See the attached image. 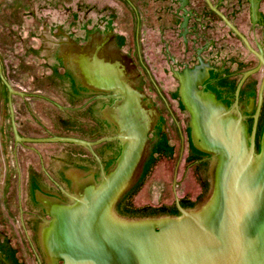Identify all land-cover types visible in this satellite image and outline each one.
I'll list each match as a JSON object with an SVG mask.
<instances>
[{
	"label": "water",
	"instance_id": "obj_1",
	"mask_svg": "<svg viewBox=\"0 0 264 264\" xmlns=\"http://www.w3.org/2000/svg\"><path fill=\"white\" fill-rule=\"evenodd\" d=\"M205 2L254 57L172 74L190 128L181 186L168 185L170 135L127 13L108 0H15L0 14L9 201L37 264H264V53ZM0 264H20L2 229Z\"/></svg>",
	"mask_w": 264,
	"mask_h": 264
},
{
	"label": "rangeland",
	"instance_id": "obj_2",
	"mask_svg": "<svg viewBox=\"0 0 264 264\" xmlns=\"http://www.w3.org/2000/svg\"><path fill=\"white\" fill-rule=\"evenodd\" d=\"M14 1L0 0V14ZM46 1L64 3L81 0ZM108 1L127 13L133 59L170 135L168 185L181 186L190 128L172 75L184 70V64L188 61L179 29L182 23L180 13H177L179 0ZM236 1L239 13L228 14L234 15L235 23L248 35L252 45L264 53V0L248 4ZM226 2L223 3L226 6L223 9H229L235 0ZM187 9L195 16L209 13L205 0H189ZM209 24L215 27L206 31L215 36L218 45L212 46L213 49L204 54L207 61L230 53L254 57L237 37H229L230 32L223 22L211 20ZM189 56L193 57L191 61L196 64L195 51H190ZM0 61L3 74L11 85L12 70L1 51ZM15 176L9 94L0 78V229L10 234L20 264H37L9 201Z\"/></svg>",
	"mask_w": 264,
	"mask_h": 264
},
{
	"label": "flooded vegetation",
	"instance_id": "obj_3",
	"mask_svg": "<svg viewBox=\"0 0 264 264\" xmlns=\"http://www.w3.org/2000/svg\"><path fill=\"white\" fill-rule=\"evenodd\" d=\"M212 1V0H211ZM215 1H217V2H221L222 4L223 3H227L225 0H215ZM261 2V1H263V0H248V2L249 3H251V2ZM235 2H236V0H235ZM179 3H180V7H179V10H178V12L177 13H180L179 14V16L181 17V19H182V23H181V25L179 26V29L181 30V37H182V39H183V45H185V47H186V53H188L187 54V63H185L184 64V70L186 71V74H188V75H190L191 73L189 72V70H195L197 67H199L200 66V59L204 62V64L206 65L205 66V68H203V69H201V70H199L198 72H196V73H194V74H205V70H207V71H209V72H212V71H215L216 70V67H215V64L214 65H212V63L210 62V61H207V59L206 58H204L203 56H204V54L207 52V51H209L210 49H213V47L212 46H217L218 45V42H216L215 41V36L214 35H212V34H210V33H208L206 30L208 29L209 30V28L210 29H212V27H215L214 25H210L209 24V21H211V20H214L215 22L216 21H221V22H223L216 14H214L209 8V10L211 11V13H205V15L203 14V16H201V15H196L195 16V14L191 11H189L188 9H187V7H188V5H187V7H186V9L188 10V12H189V14L188 15H186L185 13H184V11L181 9V7H182V3L179 1ZM213 3V2H212ZM220 3V4H221ZM229 3V2H228ZM188 4H189V0H188ZM207 5V4H206ZM213 5L218 9V10H220L219 9V4L218 5H215L214 3H213ZM208 7V6H207ZM225 9V8H224ZM221 11V10H220ZM235 26H236V23H235V21H234V18L232 17V16H234L233 14H229V16H228V14L226 15V13H239V10H237L236 9V5H235V3L232 5V6H230L229 7V9H225V10H223V11H221ZM214 15H213V14ZM245 13H248V12H246L245 11ZM186 16H188L189 17V23H188V33H187V35H186V37L184 36V34H185V29L183 28V23H184V18L186 17ZM208 17H210V18H208ZM208 18V19H207ZM194 20V21H193ZM204 24H206L207 26L206 27H204L203 25ZM224 24V23H223ZM225 25V24H224ZM226 26V25H225ZM227 27V26H226ZM237 27V26H236ZM204 28V29H203ZM227 29H228V31L230 32V34L229 35H231V36H229L230 38L232 37V38H234V37H237L228 27H227ZM237 29L249 40V42L251 43V45H252V42H251V39L248 37V35L247 34H245L244 32H243V30H242V28L241 27H237ZM226 33H227V31H226ZM228 34V33H227ZM238 38V37H237ZM236 39V38H235ZM239 39V38H238ZM240 40V39H239ZM241 41V40H240ZM242 42V41H241ZM242 44H243V42H242ZM256 44H257V42H256ZM244 45V44H243ZM253 47H254V45H252ZM255 49H259V47H254ZM190 51H195V54H196V64L195 63H193L192 61V59H193V57H190L189 56V53H190ZM171 55H173V54H171ZM191 55V54H190ZM189 56V57H188ZM256 58V57H255ZM257 59V58H256ZM192 60V61H191ZM258 60V59H257ZM259 62V61H258ZM189 64H192V66L191 65H189ZM218 71V70H217ZM191 75H193V74H191ZM236 75V74H235ZM235 78H234V83H235V79H236V76H234ZM206 81V80H205ZM231 83V82H230ZM230 86H232V85H230ZM236 95H237V93H236ZM203 101V100H202ZM204 102V101H203ZM236 102V99H235V101H234V103ZM205 103V102H204ZM216 106L218 107V108H224V107H222L220 104L218 105L217 103H216ZM215 106V107H216ZM208 107H209V105H208ZM210 108V107H209ZM234 108V111L237 109V107H233ZM238 109H239V106H238ZM227 113H232V112H228V111H226ZM239 112H241V110H239ZM243 120V119H242ZM184 209L185 208H188V207H186V206H182Z\"/></svg>",
	"mask_w": 264,
	"mask_h": 264
},
{
	"label": "trees",
	"instance_id": "obj_4",
	"mask_svg": "<svg viewBox=\"0 0 264 264\" xmlns=\"http://www.w3.org/2000/svg\"><path fill=\"white\" fill-rule=\"evenodd\" d=\"M226 1V0H225ZM239 1H241V3L243 2H246L247 4H248V0H239ZM212 2L215 4V5H218V3L219 2H217V1H215V0H212ZM237 2V1H236ZM235 2V5L237 6V3ZM222 4V3H221ZM219 7V9L221 10V11H223L224 9H223V7H226V6H224L223 4H222V7L221 6H218ZM238 7V6H237ZM248 8H249V6H248ZM207 10H208V12L209 13H211V11L208 9V7H207ZM213 14V13H212ZM228 13H226V15H227ZM214 15V14H213ZM228 16H229V14H228ZM236 26L237 27H240V26H238L237 24H236ZM263 148H264V145H263ZM178 211V210H177Z\"/></svg>",
	"mask_w": 264,
	"mask_h": 264
}]
</instances>
